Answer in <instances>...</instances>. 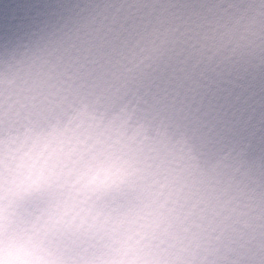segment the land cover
I'll return each instance as SVG.
<instances>
[{
	"label": "clouds",
	"instance_id": "1",
	"mask_svg": "<svg viewBox=\"0 0 264 264\" xmlns=\"http://www.w3.org/2000/svg\"><path fill=\"white\" fill-rule=\"evenodd\" d=\"M0 264H264V0H0Z\"/></svg>",
	"mask_w": 264,
	"mask_h": 264
}]
</instances>
